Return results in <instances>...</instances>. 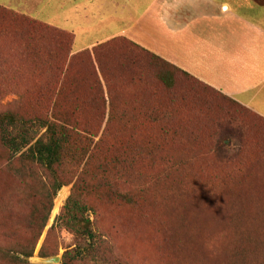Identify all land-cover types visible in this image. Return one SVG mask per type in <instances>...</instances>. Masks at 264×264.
I'll return each mask as SVG.
<instances>
[{
  "label": "trees",
  "instance_id": "obj_1",
  "mask_svg": "<svg viewBox=\"0 0 264 264\" xmlns=\"http://www.w3.org/2000/svg\"><path fill=\"white\" fill-rule=\"evenodd\" d=\"M72 43L0 5V96H19L0 109V264H40L28 259L68 185L56 222L73 247L61 264H131L90 216L124 209L129 227L159 222L165 264H264V185L243 191L234 214L190 192L185 205L160 203L173 198L171 183L180 191L197 179L193 160L209 144L236 173L223 179L251 165L262 178L264 118L127 38L94 46L96 63ZM148 207L150 219L138 218ZM54 227L39 257L58 254Z\"/></svg>",
  "mask_w": 264,
  "mask_h": 264
},
{
  "label": "crops",
  "instance_id": "obj_2",
  "mask_svg": "<svg viewBox=\"0 0 264 264\" xmlns=\"http://www.w3.org/2000/svg\"><path fill=\"white\" fill-rule=\"evenodd\" d=\"M73 36L124 37L264 118V0H0Z\"/></svg>",
  "mask_w": 264,
  "mask_h": 264
},
{
  "label": "rangeland",
  "instance_id": "obj_3",
  "mask_svg": "<svg viewBox=\"0 0 264 264\" xmlns=\"http://www.w3.org/2000/svg\"><path fill=\"white\" fill-rule=\"evenodd\" d=\"M88 52L93 63H96L93 48L88 49ZM18 99L19 96L15 92H9L3 96H0V109ZM246 116L248 119L250 118L249 115ZM231 148L232 146H225L224 150L227 151V149ZM205 150L206 152L202 156L196 157L193 160L192 171L194 173H198L197 179H191L192 182L189 180L184 181V183H182L184 187H180V191L178 188H175L173 185L174 183H171L169 186V190L172 191L170 196L175 199L173 200V198H170V200L168 198L167 200L160 202L163 204V207H174L175 205L173 204L176 201H179L185 205L183 201L186 199L187 193L190 192L192 197H195L194 203H196L198 206L205 207L207 204L212 203L214 205L221 206L222 209L231 207L230 214H234V211H236L239 206L242 205L241 201L238 199V196L243 191L246 192L256 185H264V176L261 178L257 175L258 170L257 168L253 169L250 160V173L248 172L247 174H244L243 172H240L237 174V178H235L236 176H233V178H229L227 180L223 179V174H232L235 172H233L231 167L223 168L218 165L219 162H225L226 159L219 158L217 151L210 144L205 148ZM233 153L234 151L231 152V154ZM248 154V156L251 157L252 151L249 150ZM258 178L263 180H258ZM70 187L71 185L63 186L57 192L54 198L53 209L51 211L47 225L37 242L35 253L32 256L33 258L30 257L31 259H28L31 263H39L35 257L38 256V249L41 247L46 237L47 231L53 225L55 226V231L54 235L51 237V241L57 243V255L61 258L63 252L66 249L73 247V235L67 230L58 227L56 222V217L58 216L66 197L69 195ZM187 201L191 202L189 199H187ZM180 204H178L173 209V212H176L175 210L178 209ZM191 211L192 213L195 212L194 209ZM127 214V209L116 210L112 213L99 210L95 214L91 212L90 216L91 219L95 220L96 226L106 235V237H108L117 251L131 264H165L161 258L160 251L158 250V245L163 237L159 222L156 220H151L143 223L142 225L129 227L124 222V217ZM135 217L138 216L134 215L133 218ZM150 217L151 207H148L144 211L143 216L138 218L150 219ZM261 232V230L258 232L259 235ZM220 236L221 238L223 237L222 234ZM262 236L263 233L260 237ZM49 264H61V260L59 263Z\"/></svg>",
  "mask_w": 264,
  "mask_h": 264
},
{
  "label": "water",
  "instance_id": "obj_4",
  "mask_svg": "<svg viewBox=\"0 0 264 264\" xmlns=\"http://www.w3.org/2000/svg\"><path fill=\"white\" fill-rule=\"evenodd\" d=\"M33 258V257H32ZM31 259V258H30ZM35 259L39 262V263H43V264H49V263H59L61 258L56 255V256H52V257H48V258H43V257H35Z\"/></svg>",
  "mask_w": 264,
  "mask_h": 264
}]
</instances>
